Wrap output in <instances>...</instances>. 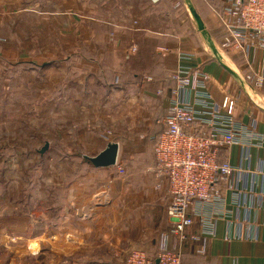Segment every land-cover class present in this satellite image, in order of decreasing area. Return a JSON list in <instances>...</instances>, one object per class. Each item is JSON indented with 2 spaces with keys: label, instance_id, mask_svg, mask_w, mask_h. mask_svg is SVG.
<instances>
[{
  "label": "crops",
  "instance_id": "0c3cea01",
  "mask_svg": "<svg viewBox=\"0 0 264 264\" xmlns=\"http://www.w3.org/2000/svg\"><path fill=\"white\" fill-rule=\"evenodd\" d=\"M190 1L205 35L186 0H0V264L157 253L170 197L155 188L154 148L180 66L209 74L213 100L232 98L236 122L264 135V81H247L254 94L224 66L264 77L260 52L224 50L221 4ZM110 141L124 178L81 156ZM219 161L237 168L220 184L224 217L205 254L201 224L187 229L200 239L184 243L183 264H264V145L223 147Z\"/></svg>",
  "mask_w": 264,
  "mask_h": 264
},
{
  "label": "built area",
  "instance_id": "2783aa9c",
  "mask_svg": "<svg viewBox=\"0 0 264 264\" xmlns=\"http://www.w3.org/2000/svg\"><path fill=\"white\" fill-rule=\"evenodd\" d=\"M209 1L221 4L225 32L221 47L246 57L254 48L260 52L264 70V0ZM169 78L175 82L174 97L154 148L157 164L153 171L155 188H165L170 197L166 209L170 232L160 237L157 260L158 264H182L184 243L188 238L200 239L196 233L188 235L187 229L201 224L206 236L196 252L205 254L207 236L214 233L216 220L224 217L225 206H217L222 200L220 184L237 168L219 162L220 150L233 144L264 145V135L236 122L232 98L226 96L220 104L213 100L207 85L211 77L205 71L180 66ZM246 80L261 87L264 77L252 70ZM115 168L120 175L126 173L119 161ZM170 235L176 239L173 249ZM126 264H156V260L136 248L128 253Z\"/></svg>",
  "mask_w": 264,
  "mask_h": 264
},
{
  "label": "water",
  "instance_id": "95a60500",
  "mask_svg": "<svg viewBox=\"0 0 264 264\" xmlns=\"http://www.w3.org/2000/svg\"><path fill=\"white\" fill-rule=\"evenodd\" d=\"M189 10L193 16V18L195 19L198 28L202 31V33L205 35L206 34V30L204 27V23L200 17V15L197 13L196 9L193 7V4L190 0H186ZM225 68L231 72V74H233L235 77H237L241 82H243L251 91H253L254 94H257V92H255V89L253 88V86L247 82V80L240 76L237 72L233 71L231 68L227 67L226 65H224ZM48 149V145H45L41 152L44 153L46 150ZM118 153H119V144L115 141H110L108 142V144L106 145V147L99 152L97 155L95 156H87V155H81L83 158V161L85 163H88L90 165H92L93 167H115L117 165V161H118ZM158 260H156V264H158Z\"/></svg>",
  "mask_w": 264,
  "mask_h": 264
},
{
  "label": "trees",
  "instance_id": "16d2710c",
  "mask_svg": "<svg viewBox=\"0 0 264 264\" xmlns=\"http://www.w3.org/2000/svg\"><path fill=\"white\" fill-rule=\"evenodd\" d=\"M158 139H159V137L157 138L156 143H157ZM155 146H156V145H155ZM219 162H220V161H219ZM186 246H187V245H186ZM186 246H185V247H186ZM186 252H187V251H185V250L182 251V264H183V260H184V256H185ZM148 256H149L150 258L154 259V260H157L158 250H157V253H156L155 255H151V254L148 253Z\"/></svg>",
  "mask_w": 264,
  "mask_h": 264
},
{
  "label": "rangeland",
  "instance_id": "374dc122",
  "mask_svg": "<svg viewBox=\"0 0 264 264\" xmlns=\"http://www.w3.org/2000/svg\"><path fill=\"white\" fill-rule=\"evenodd\" d=\"M117 174H118V172H117ZM126 174H127V172H126L124 175H120V174H118V175H119L120 177L124 178ZM57 193L59 194V192H57Z\"/></svg>",
  "mask_w": 264,
  "mask_h": 264
}]
</instances>
